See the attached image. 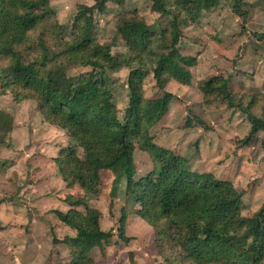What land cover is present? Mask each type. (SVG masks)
Returning a JSON list of instances; mask_svg holds the SVG:
<instances>
[{
	"label": "rangeland",
	"instance_id": "rangeland-1",
	"mask_svg": "<svg viewBox=\"0 0 264 264\" xmlns=\"http://www.w3.org/2000/svg\"><path fill=\"white\" fill-rule=\"evenodd\" d=\"M95 1L51 0L64 38L73 37L78 4ZM245 1L249 9L245 28L233 9L234 0H219L209 9H194L181 16L183 34L178 48L196 59L189 66V84L172 76L160 83L154 76L158 56L130 63L131 49L117 29L120 15L142 17L157 33L148 44L160 55L168 50L161 35L169 16L153 10V0L109 2L104 13H95L90 45L110 46L111 67L99 70L81 63L70 65L51 85V93L79 101L78 86L94 77L99 86L111 90L110 104L123 118L132 102L147 110L152 99L172 92L174 97L163 117L157 122L148 117L151 141L196 175L213 173L232 181L241 193L240 215L254 224L264 204V129L245 143L252 130L248 115L212 94L206 100L203 90L211 77L220 75L230 78L229 88L237 94L264 93V38L255 35L264 33V0ZM0 116L4 117L0 118V264H72L62 240L76 230L54 210L76 211L87 217L88 209L67 204L64 197L68 193H87L90 206L101 212L102 228L112 232L93 249L96 264L127 263L129 251L135 253L138 264H168L157 247L155 228L137 213L139 204L125 194L124 182L112 192L115 177L110 170L101 171L98 185L83 180L73 188L66 186L59 167L60 150L73 146L82 156L79 142L47 122L35 99L5 92L1 79ZM135 162V178L157 167L138 145ZM123 210L127 215L124 237L119 232Z\"/></svg>",
	"mask_w": 264,
	"mask_h": 264
},
{
	"label": "trees",
	"instance_id": "trees-1",
	"mask_svg": "<svg viewBox=\"0 0 264 264\" xmlns=\"http://www.w3.org/2000/svg\"><path fill=\"white\" fill-rule=\"evenodd\" d=\"M124 1L78 4L73 37L64 38L51 0H0L3 90L35 99L47 122L66 130L79 142L82 156L73 146L60 150L59 167L68 188L83 180L98 185L102 170H110L115 177L112 192L124 182L125 194L132 195L139 204L137 213L155 228L157 247L168 264H264V204L252 224L240 215L241 193L232 181L213 173L196 175L151 141L148 117L154 122L163 117L174 97L172 92L152 99L147 110L132 102L123 118L110 104L111 90L99 86L94 77L78 86L79 101L51 93V85L70 65L81 63L99 70L111 67L110 46L90 45L95 13H104L109 2L123 4ZM218 2L153 0V10L169 16L166 31L161 35L168 43V50L160 55L148 44L157 33L145 19L136 14L120 15L117 29L131 49L130 63L158 56L154 76L160 83L172 76L189 84L192 78L189 66L196 59L183 55L178 48L183 34L180 18L194 9H209ZM233 9L242 17L245 28L249 15L247 2L234 0ZM255 35L264 38V33ZM229 82V77H211L203 89L204 95L208 101L209 94L224 99L229 106L239 107L248 115L252 130L244 142L249 143L257 131L264 129V93L237 94L229 88ZM136 145L157 164L139 178H135ZM64 201L88 209L87 217L76 211L54 210L62 222L76 230L74 235L62 240L69 249L72 264H96L92 251L112 232L102 228L101 212L90 206L87 193H68ZM126 216L123 210L119 227L122 237ZM54 241L59 240L55 237ZM128 254L129 261L124 264H138L135 253Z\"/></svg>",
	"mask_w": 264,
	"mask_h": 264
}]
</instances>
